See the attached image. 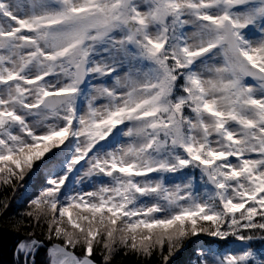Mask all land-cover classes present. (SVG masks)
I'll return each instance as SVG.
<instances>
[{
  "label": "snow or ice",
  "instance_id": "1",
  "mask_svg": "<svg viewBox=\"0 0 264 264\" xmlns=\"http://www.w3.org/2000/svg\"><path fill=\"white\" fill-rule=\"evenodd\" d=\"M0 193L13 264H264V0H0Z\"/></svg>",
  "mask_w": 264,
  "mask_h": 264
},
{
  "label": "trees",
  "instance_id": "2",
  "mask_svg": "<svg viewBox=\"0 0 264 264\" xmlns=\"http://www.w3.org/2000/svg\"><path fill=\"white\" fill-rule=\"evenodd\" d=\"M27 179V177H26ZM34 183V182H33ZM22 189H19L17 192V196L20 198L21 201L26 200L32 192L28 196L22 197ZM33 191V188H31ZM2 195V193H0ZM23 205L18 202H11L9 206L8 216H11L13 213L18 212L19 209ZM6 217L4 215H0V264H13V248L18 239V236L15 235L13 232L9 231L8 228L5 226ZM197 237H193V242H190L186 248L181 249L178 251L175 256L172 258V264H188L190 256L192 254V249L194 247V242H197ZM215 238L207 237L203 234H200L199 241L204 243H213ZM215 243H213L214 245ZM223 244L222 242L219 244ZM217 245V244H215ZM256 247H264V244L257 241ZM95 255V253H94ZM37 264H45V251L43 249L37 254ZM100 257L97 255L96 260L97 263L100 264ZM123 264H136L134 258H125Z\"/></svg>",
  "mask_w": 264,
  "mask_h": 264
},
{
  "label": "rangeland",
  "instance_id": "3",
  "mask_svg": "<svg viewBox=\"0 0 264 264\" xmlns=\"http://www.w3.org/2000/svg\"><path fill=\"white\" fill-rule=\"evenodd\" d=\"M32 184H33V182H30V184H29V186H27L28 187V191H24V189H22V197H26V196H28L31 192H32ZM213 246H220V247H226L227 245H223V244H221V245H213Z\"/></svg>",
  "mask_w": 264,
  "mask_h": 264
},
{
  "label": "water",
  "instance_id": "4",
  "mask_svg": "<svg viewBox=\"0 0 264 264\" xmlns=\"http://www.w3.org/2000/svg\"><path fill=\"white\" fill-rule=\"evenodd\" d=\"M98 264V263H97Z\"/></svg>",
  "mask_w": 264,
  "mask_h": 264
}]
</instances>
